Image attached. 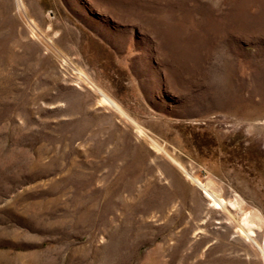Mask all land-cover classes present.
<instances>
[{
	"label": "rangeland",
	"instance_id": "obj_1",
	"mask_svg": "<svg viewBox=\"0 0 264 264\" xmlns=\"http://www.w3.org/2000/svg\"><path fill=\"white\" fill-rule=\"evenodd\" d=\"M21 4L0 0V264H264V0Z\"/></svg>",
	"mask_w": 264,
	"mask_h": 264
},
{
	"label": "bare ground",
	"instance_id": "obj_2",
	"mask_svg": "<svg viewBox=\"0 0 264 264\" xmlns=\"http://www.w3.org/2000/svg\"><path fill=\"white\" fill-rule=\"evenodd\" d=\"M17 2V9H20L22 10V4H21V0H16ZM24 11V10H23ZM29 17V16H28ZM29 22V21H28ZM49 27V26H48ZM36 34V33H34ZM39 34V33H38ZM33 35V34H32ZM64 58V57H63ZM66 60V59H65ZM70 63V62H69ZM82 70V69H81ZM80 73V72H79ZM83 75V74H82ZM81 78V77H80ZM87 79V78H86ZM90 86V88H93L95 89V91L97 90V92L99 93L100 95V99L98 100V102L100 104H104V105H111V106H114L115 108H117L122 114H124V111L121 109V107L116 103L114 102L111 98H109L101 89H99L96 85H94L89 79L86 80ZM202 186V185H201ZM203 188H205L204 186H202ZM207 190V189H206ZM208 195L211 196L212 198V203L217 205L218 207H221V206H224L225 204V201L220 198L219 196H215L213 195L212 193H208L207 191H205ZM229 204L230 205H234V202H231L229 201ZM244 220L245 219H248L246 216L243 218ZM244 230L249 233L251 232V230H249L247 227L244 228Z\"/></svg>",
	"mask_w": 264,
	"mask_h": 264
}]
</instances>
